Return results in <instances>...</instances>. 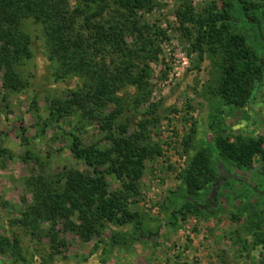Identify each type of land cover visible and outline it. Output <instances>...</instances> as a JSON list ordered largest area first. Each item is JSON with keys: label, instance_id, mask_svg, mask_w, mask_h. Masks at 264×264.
I'll list each match as a JSON object with an SVG mask.
<instances>
[{"label": "trees", "instance_id": "16d2710c", "mask_svg": "<svg viewBox=\"0 0 264 264\" xmlns=\"http://www.w3.org/2000/svg\"><path fill=\"white\" fill-rule=\"evenodd\" d=\"M76 1L78 7L70 12L69 0H0V72L4 88L16 92L30 87L34 74L23 70L34 55L29 20L43 28L56 79L78 78L75 88L48 100V111L50 118L58 122L75 119L76 125L69 133L71 151L86 169L66 165L48 172L43 157L30 150L21 155L25 163H36L40 172L32 169L26 179L32 201L25 200V212L16 222L39 239L49 237L54 250L50 256L58 251L59 225L85 240L101 235L102 228L109 224L140 226L138 214L128 209V200L139 193L138 182L146 160L155 154L147 132L149 124L157 121L153 108L143 112L152 116L153 122L147 118L138 121L128 135L131 114L141 113L150 96L149 61L159 51L155 38L163 34L157 30L153 38L152 29L140 25L138 18V11L152 9L155 0H114V15L103 20L100 17L109 7L108 0ZM239 2L245 16L259 24L264 22V0ZM232 12L230 0H224L221 6L213 0L200 13L195 12L192 0H183L178 10L183 27L190 25L184 31L193 51L201 61L210 59L211 78L204 91L224 107L217 108L218 118L247 107L264 78V56L252 45V32L236 28ZM82 22L88 35L76 27ZM128 35L134 37L131 44L126 40ZM0 99L7 100L1 90ZM92 125L107 134L86 144L80 135ZM215 126L213 142L191 154L187 168L180 174L187 200L172 212L174 225L180 215L182 220L189 215L201 219L214 216L208 208L218 201L222 177L217 165L228 163L243 170L252 167L256 156L264 161L263 136L228 133L219 122ZM14 158L15 153L0 144V167L5 168ZM108 175L121 182V190H110ZM213 184V199L202 201L196 197L198 191H208ZM44 223L48 228L43 227ZM9 249H16L20 255L19 240L0 233V253Z\"/></svg>", "mask_w": 264, "mask_h": 264}, {"label": "rangeland", "instance_id": "374dc122", "mask_svg": "<svg viewBox=\"0 0 264 264\" xmlns=\"http://www.w3.org/2000/svg\"><path fill=\"white\" fill-rule=\"evenodd\" d=\"M181 1L155 0L152 9L138 11L140 25H148L153 38L157 30L163 32L155 38L157 56L149 61L150 96L141 113L131 114L128 133H133L142 119L153 122L152 116L143 112L154 109L153 117L157 121L149 124L147 132L155 154L146 160L138 182L139 193L128 200V209L138 214L141 225L109 224L102 228L101 235L90 240L59 225L58 251L54 256H50L54 250L49 237L39 239L16 222L25 212V200L32 201L26 179L32 169L40 172L36 163H25L21 155L30 150L43 157L48 172L59 171L66 165L86 169V164L75 159L71 151L69 133L76 125L75 119L63 118L58 122L50 118L48 111V100L75 88L78 78L56 79V67L49 60L43 28L33 20L28 21L34 55L23 70L34 74L30 87L9 92L4 88L3 72H0V90L7 97L6 101L0 99V144L15 153L5 168L0 167V233L18 239L21 252L18 255L16 249H9L0 253V264H264V172L261 169L264 161L260 156L254 158L249 169L241 170L228 163L217 165L222 177L218 201L208 208L214 216L201 219L189 215L182 220L180 215L176 225L171 223L172 212L187 200L180 174L187 168L191 154L213 142L212 127L217 122L228 133L264 137V78L247 107L216 117L217 108L224 107L204 91L205 83L211 78V62L208 58L201 61L185 35L184 27L190 25L183 27L179 19ZM216 1L221 6L224 0ZM230 1L236 28L250 30L252 45L264 56V22L259 24L245 16L239 0ZM211 2L192 0V5L200 13ZM69 4L70 12L78 7L76 0H69ZM108 6L100 19L114 15V0H108ZM174 16L177 23L172 19ZM163 22H167L172 32L163 27ZM83 26V22L76 25L81 33L88 35ZM126 40L131 44L134 37L128 35ZM185 56L186 65L182 63ZM106 134L92 125L86 126L80 136L84 143L90 144ZM213 159H216L214 152ZM107 180L110 190L122 189L114 175H108ZM214 187L215 184L208 191H198L196 197L202 201L213 199ZM48 226V223L43 225Z\"/></svg>", "mask_w": 264, "mask_h": 264}, {"label": "built area", "instance_id": "2783aa9c", "mask_svg": "<svg viewBox=\"0 0 264 264\" xmlns=\"http://www.w3.org/2000/svg\"><path fill=\"white\" fill-rule=\"evenodd\" d=\"M176 23L178 22V18L176 17V16H174L173 18H172ZM163 27L165 28V29H167V31L168 32H172V29L171 28H168V24H167V22H163ZM183 55H185V54H183ZM182 63L184 64V65H186L187 63H188V58H186V56H185V58L183 57L182 58Z\"/></svg>", "mask_w": 264, "mask_h": 264}, {"label": "flooded vegetation", "instance_id": "af4514ba", "mask_svg": "<svg viewBox=\"0 0 264 264\" xmlns=\"http://www.w3.org/2000/svg\"><path fill=\"white\" fill-rule=\"evenodd\" d=\"M261 169H262V171L264 172V167H262Z\"/></svg>", "mask_w": 264, "mask_h": 264}]
</instances>
